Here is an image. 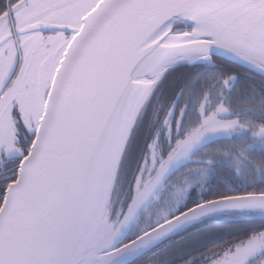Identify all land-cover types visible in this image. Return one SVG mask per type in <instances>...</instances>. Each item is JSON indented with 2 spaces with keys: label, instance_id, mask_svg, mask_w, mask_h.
<instances>
[{
  "label": "snow or ice",
  "instance_id": "obj_1",
  "mask_svg": "<svg viewBox=\"0 0 264 264\" xmlns=\"http://www.w3.org/2000/svg\"><path fill=\"white\" fill-rule=\"evenodd\" d=\"M0 17V71L8 70L0 96L26 64L31 101L27 109L22 97L0 102V264H170L150 250L171 234L218 210H264V187L239 199L204 189L193 201L189 170L177 176L189 188L176 189L174 210L120 239L140 205L176 187L178 165L205 137L238 130L264 141V99L259 111L245 109L251 119L232 109L237 69L264 79V0H0ZM199 65L206 70L182 73L175 87L186 101L216 89L214 111L198 110V125L157 158L156 117L163 111L162 125L171 131L174 120L179 133L187 107L177 116L161 85ZM117 154L113 190L126 192L118 216L105 214L102 196ZM203 178L215 185L218 177L206 170ZM201 264H264V228L208 249Z\"/></svg>",
  "mask_w": 264,
  "mask_h": 264
},
{
  "label": "flooded vegetation",
  "instance_id": "obj_2",
  "mask_svg": "<svg viewBox=\"0 0 264 264\" xmlns=\"http://www.w3.org/2000/svg\"><path fill=\"white\" fill-rule=\"evenodd\" d=\"M27 18H31L30 16ZM24 27H30V26H24ZM23 30V29H21ZM2 38V37H0ZM17 48H13L10 52V57L14 56ZM8 66L11 65V59H7ZM231 67V66H230ZM27 69V65L21 66V71L17 74V76L11 81L9 86L5 89L4 94L0 96V102H6L8 105H10L12 98L14 97H22L23 102L21 104L22 108L27 109L30 104V99L26 96L25 91L22 87L21 80L24 78L25 70ZM204 66H192L190 69L185 68H178L166 81H164L161 85V88L164 89V91L167 93L168 98L170 100H174L176 104V115L179 116L180 107H183L185 104H187V107L185 109V112L182 117V126L180 127L179 133H177L175 128V121L172 122L171 131H169L168 128H165L162 125V120L164 117V112L161 111L159 116L156 117L155 122L153 124V129L159 130V142L156 144L155 152L157 158L159 157V153L164 151L166 152L170 146V143L174 142V140L177 138L178 135H183V132H190L192 131L199 123L200 116H198L197 111H200L201 116L204 115L203 109H208V114H212L214 111V106L217 103V90L213 89L211 91V95L205 99V93L197 91L193 94H191V99L189 101H186L183 96H178V89L175 87L176 84L180 82L181 74L184 72H195V71H205ZM208 71H212V69H207ZM239 71V81L240 85L237 88V91L235 90V85L233 86V104L232 109L239 114L238 118L240 120L245 119H251V116L245 111V109H251L250 104L254 103L255 105L258 104L260 100L255 99L257 94L250 93L249 88L251 86L255 87H263L264 82L256 80V78H251L250 74L240 68L237 69ZM8 70L7 67L3 69V71H0V87H3L4 81L7 79ZM204 86L207 88L208 85L212 82L209 79H204L203 81ZM246 83V87H248V92L243 93L240 88H242V84ZM262 83V84H261ZM263 85V86H262ZM264 88V87H263ZM227 90V89H226ZM264 98V94L262 95ZM254 98V99H253ZM259 105V104H258ZM259 111V108L256 110ZM151 112V109H149V112L145 115V123L148 121V116ZM224 118H236L235 114L232 116L224 117ZM223 118V119H224ZM238 130L233 131L231 134L226 136H219L217 139H220L218 141H215L211 143L210 145H207L202 150L194 153L190 160L191 162L188 163L185 167L180 169L174 176L172 181L170 183H174L176 187L173 190L178 189V187L185 186L183 183L177 182V176H179L181 173L192 171L195 175L193 176L192 181L195 183H199V180H202L204 172L207 170H210L211 173H215L216 176H219V172L227 171L230 172L232 178L233 175L236 178H241L240 170L243 169L242 164L250 163L251 159L249 157L250 153L252 151L261 152L263 151V156L261 161V156L257 154V160L254 161L260 162L261 165L264 168V141L261 140H253L251 138L250 133H237ZM247 150V151H243ZM139 153V145H136L134 148V154L138 155ZM259 157V158H258ZM203 161V163H199ZM209 161H211L209 165ZM253 161V162H254ZM237 163H242L237 165ZM225 164V165H223ZM263 164V165H262ZM222 165V166H221ZM147 169L150 171L152 168V164L149 163L146 165ZM220 167V168H219ZM210 173V174H211ZM144 182H147L149 179L148 173H144ZM137 182H141V178L137 177ZM193 184V183H191ZM171 192H168L167 188H165L164 191L159 192L157 199L151 201L147 207L140 213L139 217L135 221L134 225L132 226V229L127 233L126 239L132 238L134 232L137 230V228L143 227L146 222L149 221H155L158 217L162 216L161 213L165 207H167V204L171 202ZM126 192L122 190L119 186L118 189V197H117V204L115 206V214H119V211L121 209L122 204L125 201ZM171 199V200H170ZM180 240V239H179ZM232 241V240H231ZM171 246L170 244L164 245L163 249H158L159 256L161 259L168 260V252L167 250ZM210 248H207V250ZM203 250V248L196 249L191 256L195 257V259L201 260L202 254L207 251ZM156 252V251H152ZM148 253H146L141 259H147ZM170 261V260H168ZM170 264H172V261H170ZM176 264V263H173ZM183 264V263H179Z\"/></svg>",
  "mask_w": 264,
  "mask_h": 264
},
{
  "label": "trees",
  "instance_id": "obj_3",
  "mask_svg": "<svg viewBox=\"0 0 264 264\" xmlns=\"http://www.w3.org/2000/svg\"><path fill=\"white\" fill-rule=\"evenodd\" d=\"M19 1L20 0H18V2ZM199 66H203V65H199ZM244 70H246L250 74L251 78H256V80L264 82V79H262L255 73H251L247 69ZM241 86L242 88H240V90L243 93L248 92V87H246V83H243ZM263 87L251 86V88H249L250 89L249 92L251 93L252 89H255V92L252 93H255V95L261 94V95H257L255 99L258 100L264 99L262 96L264 94ZM250 107L251 109L257 110L259 108V105L258 104L255 105L254 103H252L250 104ZM218 140L220 139H215L207 145H210L211 143ZM207 145L203 146L200 150H202ZM257 154L261 156L260 160L256 159ZM262 156H263V151H261L260 153L257 151L256 152L252 151L249 155L251 159L250 163H246V164L237 163V165L239 164L243 165L244 170L243 171L240 170V174L242 176L241 178H236L234 177V175L232 178L230 172L227 171L219 172L220 175L217 176L218 178L216 180L215 185L207 184V188H206L207 190L203 191L204 196L209 198L216 197L218 195H224L225 197H232V196H236L235 194L237 193L260 191L261 188L264 187V168L263 166H260L261 163L257 161H261ZM255 159L257 161H254ZM263 162H264V157H263ZM183 167L179 168L178 171ZM222 180H228L231 182L221 186ZM194 181H192L191 183L194 184ZM196 184L198 186H195L196 195L193 196V201L200 195L201 187H203L201 183H196ZM193 201H189V203ZM260 228H264V220H257V219L250 220L248 218H244V216L239 214H228L196 224L186 229L185 231H182L177 235L169 238L168 240L161 243L159 246H157L151 251H157L158 249H163L164 245L171 243V246L167 250L168 260L172 261V264L173 263L179 264V263H183L185 259H187L189 256L194 254L193 252L199 247L203 248V250H207V248L212 249L214 247L217 248L223 247L224 244L231 242V240L234 241L237 239H242L244 236ZM193 264H201V260L195 259Z\"/></svg>",
  "mask_w": 264,
  "mask_h": 264
},
{
  "label": "water",
  "instance_id": "obj_4",
  "mask_svg": "<svg viewBox=\"0 0 264 264\" xmlns=\"http://www.w3.org/2000/svg\"><path fill=\"white\" fill-rule=\"evenodd\" d=\"M19 3H22L19 2ZM0 19H2V17H0ZM34 26V25H32ZM30 26V27H32ZM201 43H205V42H201ZM218 137H214L211 139H206L204 138L202 140V142L196 144L191 152L189 153V155L187 156V160L190 161L191 156L198 150H200L203 146L209 144L210 142H212L213 140L217 139ZM118 164V154L117 157L114 161H112L111 163V172L108 176L105 177L104 179V187H103V211L105 212V214H111V213H115V206L117 204V197H118V189H119V184L116 183L115 184V190H113L114 188V181H115V176H116V166ZM186 164L183 163V161H181V164L178 165V169L185 166ZM148 181V180H147ZM159 192H157L155 194V196L153 197V200L157 199ZM226 199H239L238 196H232V197H225ZM150 201V202H151ZM148 202L146 205H140L137 209L136 215L134 216L133 219H131V221L129 222L128 226L123 229L122 234H121V240H124V238L126 237L127 233L132 229V226L134 225L135 221L137 220V218L139 217L140 213L145 209V207L148 206V204L150 203ZM211 202V201H210ZM246 207H250L251 203L249 202L248 204L245 205ZM228 214H239L244 216V218H248L250 220H264V210H260V209H242V210H228V209H223V210H218L215 212L210 213L207 216L201 217L199 221L194 222L193 224H191L189 227H187L186 229L199 224L201 222H204L206 220H210L219 216H224V215H228ZM116 216H118L119 214H115ZM114 222V221H113ZM186 229L182 230L185 231ZM175 232L173 234H171L166 240H168L169 238L177 235L178 233L182 232ZM166 240H162L161 242L157 243L156 245L153 246V248L151 250H153L155 247L159 246L161 243L165 242ZM119 243V241H118ZM150 250V251H151Z\"/></svg>",
  "mask_w": 264,
  "mask_h": 264
},
{
  "label": "rangeland",
  "instance_id": "obj_5",
  "mask_svg": "<svg viewBox=\"0 0 264 264\" xmlns=\"http://www.w3.org/2000/svg\"><path fill=\"white\" fill-rule=\"evenodd\" d=\"M23 2V1H22ZM35 13H33L32 15H34ZM31 17V16H30ZM25 19H29V18H25ZM26 26H32V24H25ZM24 25V26H25ZM21 29H23V28H21ZM231 119L232 118H224V119H222L221 120V123L222 124H228V123H230L231 122ZM225 129H217V131H224ZM219 136H226L225 134H218V135H214V136H208V137H205L206 139H211V138H214V137H219ZM208 172L209 173H211L210 172V170H208ZM198 183V182H197ZM199 183H201L202 184V186L203 187H201V191H203L204 189H206L207 188V182H206V180L204 179V178H202V180L199 182ZM191 185H194V186H198L196 183L195 184H191ZM187 188H189V185H185V186H182V187H178V189H187ZM175 191L176 190H173L172 189V193H171V202H170V204L168 203L167 204V207H165L164 209H163V211H162V213H161V215H164L167 211H170V210H174V208L177 206V202H176V199H175V195H174V193H175ZM185 195H187V192H185L184 193Z\"/></svg>",
  "mask_w": 264,
  "mask_h": 264
}]
</instances>
